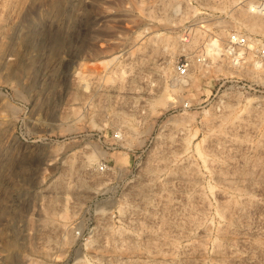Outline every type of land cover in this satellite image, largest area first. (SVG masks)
I'll use <instances>...</instances> for the list:
<instances>
[{"label":"rangeland","instance_id":"1","mask_svg":"<svg viewBox=\"0 0 264 264\" xmlns=\"http://www.w3.org/2000/svg\"><path fill=\"white\" fill-rule=\"evenodd\" d=\"M261 9L0 0V264H264Z\"/></svg>","mask_w":264,"mask_h":264},{"label":"built area","instance_id":"2","mask_svg":"<svg viewBox=\"0 0 264 264\" xmlns=\"http://www.w3.org/2000/svg\"><path fill=\"white\" fill-rule=\"evenodd\" d=\"M255 46L254 56L256 61L264 68V42L262 40H253ZM250 41L248 37L239 33H230L226 41V51L228 55H234L236 51H246L250 48ZM176 70L179 74L183 75L188 70V63L180 61L177 63ZM102 170V167L100 168Z\"/></svg>","mask_w":264,"mask_h":264},{"label":"bare ground","instance_id":"3","mask_svg":"<svg viewBox=\"0 0 264 264\" xmlns=\"http://www.w3.org/2000/svg\"><path fill=\"white\" fill-rule=\"evenodd\" d=\"M247 7H248V10H250V11H255V10H257V9H256L257 7H255L253 4H250V5H248ZM262 11H264V9H263V10L261 9V12H262ZM263 14H264V12H263ZM207 47H208V49H207L208 52H211L212 50L216 49V43H215V41H212V43H209V45H208ZM259 65H260V64L257 62V63H256V66L259 67Z\"/></svg>","mask_w":264,"mask_h":264}]
</instances>
